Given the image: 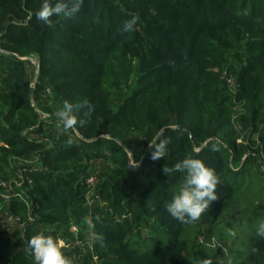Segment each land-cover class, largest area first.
Returning a JSON list of instances; mask_svg holds the SVG:
<instances>
[{
  "label": "trees",
  "instance_id": "obj_1",
  "mask_svg": "<svg viewBox=\"0 0 264 264\" xmlns=\"http://www.w3.org/2000/svg\"><path fill=\"white\" fill-rule=\"evenodd\" d=\"M42 2L0 0V189H15L0 192V210L16 223L0 230V264H35L28 243L41 232L82 240L85 216L104 237L85 264H264V0H84L52 27L36 19ZM132 16L137 30L121 32ZM46 91L58 111L65 101L93 106L75 113L87 122L65 146L34 101ZM162 139L166 155L152 160L149 143ZM186 156L221 180L193 224L165 208L184 174L163 168ZM88 160L106 163L95 187Z\"/></svg>",
  "mask_w": 264,
  "mask_h": 264
},
{
  "label": "clouds",
  "instance_id": "obj_2",
  "mask_svg": "<svg viewBox=\"0 0 264 264\" xmlns=\"http://www.w3.org/2000/svg\"><path fill=\"white\" fill-rule=\"evenodd\" d=\"M84 0H56L53 4L51 0H43L39 10L36 12V19L47 25L53 26L52 17L63 16L65 18L74 17L81 9ZM138 18L132 16L123 22L121 32L136 31ZM87 108L86 115H90L93 106L85 99L80 103L72 104L65 101L63 107L58 111L59 121L65 130L75 129L77 125L83 127L87 122L84 119H78L76 112ZM72 141L69 140V143ZM170 141L162 139L159 143H149V148L154 149L151 152V159L158 160L164 158L167 152V145ZM213 151L218 150L216 144L212 145ZM133 167H138V163L133 159L130 163ZM164 174L167 176L172 173L184 174L183 181L178 193L174 194L171 201L165 205L167 212L174 219L182 224H193L198 221L202 214L209 210L212 202L218 199L216 188L221 183L215 170L206 166L198 158L186 156L182 161L175 163L172 168L165 166ZM99 220L97 216L95 218ZM82 223L89 229V235L93 243H103L104 237L94 231L95 224L93 218L85 216ZM229 235L235 236V232L229 230ZM257 235L264 237V222H261L257 228ZM63 242L52 235L38 233L32 236L28 243V252L34 258L35 264H72V260L65 256L63 252ZM198 264H214V259L208 257L198 261Z\"/></svg>",
  "mask_w": 264,
  "mask_h": 264
},
{
  "label": "rangeland",
  "instance_id": "obj_3",
  "mask_svg": "<svg viewBox=\"0 0 264 264\" xmlns=\"http://www.w3.org/2000/svg\"><path fill=\"white\" fill-rule=\"evenodd\" d=\"M33 64L35 65L31 67L32 69V80H33V85L35 88V83L38 81V71L36 73L34 72L37 70L38 67H36V59L32 60ZM235 87H231L232 91L234 92ZM36 103H40L43 106V109H45V116H42V120L46 123L47 129H49V126H52L57 130V135L63 136L65 141L64 146L69 143V140H73L74 134L72 133L71 130H65L63 128L62 123L59 121V117L57 115L58 110L57 107L59 105V101L55 98V96L50 93L49 91L43 92V93H38L36 94L35 100ZM235 109L237 111L241 110L240 105L236 104ZM2 112L3 110L0 109V120H2ZM35 130V129H34ZM31 132L30 138L31 139H41V135H37L35 132ZM36 131V130H35ZM130 140L133 141V143H137L140 140H142L141 136L137 133H133L130 137ZM28 160V162L35 163L37 166H43L42 160L37 158V157H31L28 159H24V161ZM23 161V162H24ZM85 165L91 170L93 173H103L105 169L106 163L103 161L99 160H88L84 162ZM89 170V171H90ZM86 174V173H85ZM3 190L0 189V192L4 194L7 198L11 193L13 192V187L11 185H4ZM15 190V189H14ZM2 207V206H1ZM16 223L14 222V219L4 210H0V230H10L12 229ZM73 230H76L73 228ZM146 234H156V235H162L161 230H155L153 229H148L145 231ZM90 242H91V237L90 235H86L82 240H79L78 242H75L71 246H67L63 243V252L67 253L68 258L72 260V264H85V260L87 257L88 249H90Z\"/></svg>",
  "mask_w": 264,
  "mask_h": 264
},
{
  "label": "built area",
  "instance_id": "obj_4",
  "mask_svg": "<svg viewBox=\"0 0 264 264\" xmlns=\"http://www.w3.org/2000/svg\"><path fill=\"white\" fill-rule=\"evenodd\" d=\"M37 67H38V65H37ZM229 82H230V86L231 87H235L234 86V81L233 80H231V79H229ZM46 114H44L43 116H45ZM88 183L92 186V187H95L96 186V184H97V178H96V174L95 173H93V174H91L90 176H89V178H88ZM5 196V195H4ZM6 197V196H5ZM9 197V196H8ZM7 198V197H6ZM92 198H91V196L89 197V202H88V205H90L91 206V204H92ZM73 228L74 229H76V230H73ZM72 228V231H74V232H76L77 231V228H75V227H73ZM79 240H77V242H78ZM64 243V242H63ZM90 247H92V240H91V242H90ZM95 261H96V263H97V258H95ZM98 264V263H97Z\"/></svg>",
  "mask_w": 264,
  "mask_h": 264
},
{
  "label": "water",
  "instance_id": "obj_5",
  "mask_svg": "<svg viewBox=\"0 0 264 264\" xmlns=\"http://www.w3.org/2000/svg\"><path fill=\"white\" fill-rule=\"evenodd\" d=\"M34 86H32V94H33ZM131 169H135L136 167L130 166Z\"/></svg>",
  "mask_w": 264,
  "mask_h": 264
}]
</instances>
